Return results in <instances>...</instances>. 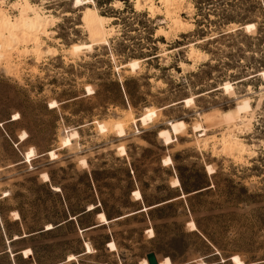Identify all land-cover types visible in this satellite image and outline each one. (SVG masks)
<instances>
[{"label":"rangeland","instance_id":"374dc122","mask_svg":"<svg viewBox=\"0 0 264 264\" xmlns=\"http://www.w3.org/2000/svg\"><path fill=\"white\" fill-rule=\"evenodd\" d=\"M27 1L50 16L41 54L55 55L0 59V264H264V0H181L175 32L157 0L152 16L131 0ZM86 7L110 19L106 44ZM246 98L248 122L226 125ZM145 108L152 121L132 124Z\"/></svg>","mask_w":264,"mask_h":264},{"label":"bare ground","instance_id":"6f19581e","mask_svg":"<svg viewBox=\"0 0 264 264\" xmlns=\"http://www.w3.org/2000/svg\"><path fill=\"white\" fill-rule=\"evenodd\" d=\"M83 1H85V0H75L74 1V8L80 7L83 5L85 7L86 2H83ZM131 1L133 2V6L135 9L139 10L140 7L144 6L146 8L147 12L151 16L154 13L159 12L157 7H155L153 5L152 0H131ZM180 1L181 0H157L158 4L163 8L162 9L163 13H161V12L160 13L163 14L164 18L169 22L168 23L169 28L172 29L174 32H175V30H179L181 28L183 29V27L185 26V23L177 15V10H179V9L176 8V6H177L176 4ZM1 3L2 2L0 1V4ZM115 5H116V3H115ZM11 7L17 9V11H18V15L15 17H12V18L3 9L0 8V59H4L5 61L8 60V58H10V54L12 51L19 53V51H16L18 46L23 47V50L21 51V53L23 52L22 54L29 52L30 54H32L34 56L36 61L37 60L39 61V59H41V57L44 56L45 54L55 55L54 49L52 50V48H47L45 51H43V53H45V54L44 55L41 54V50H42L41 45L43 42L41 41L40 37H47L50 35V33H53V32H48V27L50 25H53L52 24L53 22L50 19V16L45 15L39 9L40 7L38 8L37 6L31 4L27 0H20L16 3H12ZM82 12H83L82 22H83L84 28L87 30L88 25H91V27H92V35H94L93 37L95 38V39L91 40L92 45L106 44L107 38L109 37V32H110V28H107L106 24H107V22H109L108 20H110V19L99 14L96 11V9L86 7ZM189 27L190 26H188L187 29ZM166 32H164L161 29L157 30V34L161 37L166 35L165 34ZM167 34H169V33H167ZM27 43L31 44L32 47L30 49H28ZM67 51H66L67 54H69L70 56H74V55L78 54L75 50H72V49H67ZM64 53H65V51H64ZM196 54L197 53L195 52V50L191 49L189 51V54H188V60L193 58L194 56H196ZM195 58H197V57H195ZM199 58H197V59H199ZM246 99H241L237 102L236 108L234 109V116L231 114L230 111L222 114V119L226 125L230 124L231 127L236 128L235 127L236 124H238V123L241 124L245 121L248 122V120H246V118H244V116H241V114L246 113L247 110L249 109L248 103L250 102V100H248V99L246 100ZM151 112H152V109L145 108L144 112L142 113V115L139 118H136V119L131 118V123L135 124L136 122H138V123H140L141 126H144V125L150 123L152 121V118L150 116ZM250 112H251V110H250ZM246 114H244V115H246ZM12 116H13L14 120L19 118L18 114H13ZM121 122L123 123V121H121ZM236 122H238V123H236ZM111 123H110V125H108V124L107 125L109 127L111 126V128L114 129V131L118 137H122L125 134L124 128H123L125 122L123 125L120 122H113V124H111ZM107 125L105 124L106 130L108 128ZM108 130H110V128H108ZM157 136L165 144H170L173 142V139L170 136V133L166 130H160L157 133ZM76 137H77V134L75 131H72L71 133H69L66 136L67 140L70 142ZM241 142H240V140L236 139L231 134H227V135L223 136L221 138V141H220L222 148L223 147L227 148V149L237 153V155L238 154L241 155V153L246 150L244 148V144H242ZM204 143H205V141H204ZM229 150H227V151H229ZM252 154L253 153H251V155ZM33 157H35L34 150L32 148H30L28 151H26L24 153L23 159L26 160V162H27V161H30V159ZM47 227H48L47 230H51L53 228L50 225H48ZM14 239H17L16 236L14 237ZM72 259H73V257L71 256L69 260H72ZM229 261L232 264H244L238 259L237 256H232L231 258H229ZM156 262H157V264H170V261L168 258H164L159 263H158V261H156ZM141 264H147L146 260H142Z\"/></svg>","mask_w":264,"mask_h":264},{"label":"water","instance_id":"95a60500","mask_svg":"<svg viewBox=\"0 0 264 264\" xmlns=\"http://www.w3.org/2000/svg\"><path fill=\"white\" fill-rule=\"evenodd\" d=\"M144 258H145L147 264H157L155 256L152 252L147 253ZM226 260H228V259H226Z\"/></svg>","mask_w":264,"mask_h":264},{"label":"trees","instance_id":"16d2710c","mask_svg":"<svg viewBox=\"0 0 264 264\" xmlns=\"http://www.w3.org/2000/svg\"><path fill=\"white\" fill-rule=\"evenodd\" d=\"M178 182H179V185H181V181L178 180ZM223 262H225V261H223Z\"/></svg>","mask_w":264,"mask_h":264}]
</instances>
